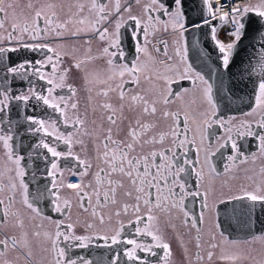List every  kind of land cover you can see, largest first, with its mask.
Segmentation results:
<instances>
[{"label": "snow or ice", "instance_id": "6c2138e0", "mask_svg": "<svg viewBox=\"0 0 264 264\" xmlns=\"http://www.w3.org/2000/svg\"><path fill=\"white\" fill-rule=\"evenodd\" d=\"M141 0H135L136 4H140ZM202 4L206 7L207 15L202 14L196 18H189L185 11V0H148L143 5V12L146 20L131 14V4H127L122 8L121 0H87V3L77 0L75 4L76 11L71 13L67 19H62L58 12V5L55 2L44 3H29L28 8L31 9V15L25 18L23 22L15 19L14 4L0 0V30H3L6 35L0 34V68L3 69V81H0L4 86L0 87V142H2L6 155L9 161L15 164V182L12 178L6 185H0V192L4 188L8 189L9 195L5 198H0V226L7 224L8 218L18 217V213L12 211L15 203L16 193L19 190L22 196V203L31 210L36 217H42L49 220L55 226L54 233H44V237L50 242V250L54 254V264H93L91 259L84 256L73 258L70 252L73 248L87 249L94 241H102L104 247L110 249L113 246L130 245V248L122 250L123 256L129 262L139 261V264H150V262L139 256L138 252L147 253L152 257H158L157 264H170L172 250L170 243L165 239L164 235L155 226L156 216L155 210H163L170 212L177 210L183 213L184 223L191 227L197 228V220H189L190 213L186 208L185 200L187 197H202L203 206L207 207L209 190L203 193L200 191H191L188 185V177L191 175L190 168H195L194 162L187 158V145L194 144L195 138H189V120L190 115L187 111L183 113L181 119L180 111H169L167 107L158 109L157 104L162 103L170 105L173 99H182V95L187 94V90L182 95H178L171 89L173 82L168 77H163L165 81L164 89L161 92L160 100H148L140 94L128 95V84L139 83V73L144 71L145 65L139 60L138 54H148V36L150 32L155 31L157 24H162L167 30L171 26L174 32H178L179 39L175 42L174 49L175 57L179 58V63L184 65L183 71H177L183 79L192 80L193 86L199 90L202 102L209 106V111H205L200 115L204 117L202 123H197L196 119H192V123H197V130L211 127L216 121L212 117L216 116L217 101L214 99L213 84L209 83L205 76L200 72L195 71L188 60V46L185 39V33L189 31H200L204 26L210 28L207 35L214 48L218 52L217 60L220 72L218 79L220 80V90L227 89L229 93L234 88L239 89L241 85L247 87V83L243 79L233 81V77L242 76V72H233V68L243 64L240 59L238 45L242 38L253 30V25L259 23V27L255 29L258 32L259 38L255 42L259 44L262 50L260 59L257 65H252L249 61V68L245 69L249 73L248 80L253 83L254 106L251 111L245 113L246 116H251L257 112L261 114V118L257 121V126L264 129V0H260L255 5H244L243 7L236 3V0H202ZM9 9H13L14 22L11 24V30L5 29V23L8 18ZM85 12L87 14H85ZM128 13L127 20L123 18V14ZM155 14V15H154ZM249 14H254L259 18V21L252 18ZM167 17V19H162ZM113 18L114 31L109 32L108 27L103 25L112 24ZM219 19L222 22H230L231 29L225 36H231V42H224L219 39L217 27L212 24V20ZM133 22L132 39L135 40L133 46V59H126V50L121 48V28L127 23ZM87 26L78 27V26ZM139 30V31H138ZM90 32L101 41H107V46L102 49V56L108 57L107 79L101 83L107 87L100 91L98 95L105 98L109 96V92H117L120 100L119 106L105 102L100 107L107 113L106 119L110 125L100 140V146H97V171L95 172V184H84L80 182H69L67 184L57 182L59 170L57 161L60 158L72 157L80 168V176L88 174L92 168L91 162L81 159L78 155L72 152L74 143L72 133L64 134L59 132L57 121L45 120L35 115L25 117L29 127L26 132L39 133L43 131L46 136L54 137L56 141H62L68 148L67 152L58 151L57 147L51 142L40 140L34 145L36 148H43L51 155L53 159L51 163V171L47 173L52 177L51 187H45L43 191L38 192L36 197L30 199L29 186L25 182L26 175L24 167L21 166L23 156L16 154L14 149L15 138L19 135L18 131L14 130L13 121L8 115L12 110L13 102H20L24 106L29 104V101H35L32 105L33 112L38 107L47 106L55 112L60 113L64 117L63 123L73 126L84 124L79 116L71 118L67 115V109L75 111L78 107L76 102L68 103L75 95V88L66 82L69 69H65L63 73L57 72V64L61 63V52L58 50L62 45L56 48L49 43H42L49 38H62L65 34L72 37H78L81 33ZM143 34V42L139 40L140 34ZM165 43L163 55L169 60L173 59L168 56V46ZM21 50L31 52L46 51L53 53L47 55L45 59H19L14 58L12 54L19 53ZM160 50L157 49V52ZM97 57L89 56V61ZM55 59L56 63H53ZM118 61H124L118 63ZM85 61L77 60L74 67L80 69ZM51 65L52 76H49L43 71L45 67ZM31 68L32 75L40 80L46 81L49 87L47 95L32 85L28 81L29 87L26 91L19 93L13 92L12 84L8 79V74L12 75L13 80L17 77L20 80H27ZM129 79H125V75ZM253 74L258 79L253 80ZM58 76V80L56 77ZM225 76L229 79V84H224ZM113 82V83H109ZM57 88H67L70 92L68 100L63 96H55L54 92ZM127 105L130 111H136L137 116L129 122L125 135L121 138L119 133L118 121L124 119V108ZM159 112V118L163 121H171L167 130L158 129L156 122H144V119L155 118ZM35 126V127H33ZM221 126L225 123L221 121ZM245 132H238V135L255 136L259 140V151L264 154V135L253 132L252 124L242 122ZM114 128L117 132L114 136ZM229 131H231L229 129ZM87 134V133H86ZM169 146H165L169 141ZM203 139V137H202ZM231 141V150L237 155H229L228 160L233 163L242 155L240 146L236 143L231 135L227 137ZM83 144L82 140L75 141ZM151 145L152 149L145 151L144 146ZM159 145V149L155 146ZM224 145H221L223 147ZM139 149V151H138ZM184 149L182 153L180 150ZM214 155V153L212 154ZM47 160V157H45ZM241 163L244 160H240ZM205 163L210 164V158L205 156ZM102 165V166H101ZM228 166H225V171H228ZM215 172V168H211ZM264 171V170H262ZM77 173L74 171L73 175ZM195 175L203 179L202 170L196 171ZM68 188L74 190V195L77 197L79 207L84 212L89 211L91 207V222H85V230L88 234H76L75 225L72 222L65 224L63 219L53 220L49 216H44L40 207L37 206V201L44 196L45 193L49 196V203L52 205V210L61 216H67L72 208V202L68 199H61L60 189ZM87 189H91L88 191ZM123 190V195L127 200L121 202L118 200V195ZM132 201L129 203L128 201ZM220 204H225L226 201H248L244 205L249 215L256 211V206L259 205L260 211L264 212V185H257L254 189L241 187L237 191H229L223 193L221 197H216ZM112 206H118L114 212L105 214L106 209ZM131 217L128 220V227L133 229L134 237H150V242L138 241L136 238H124L126 225L117 221L118 227L112 228L110 231L103 230V226L111 223L112 216L120 217L121 215ZM203 215L201 214V220ZM16 226L23 228V221L17 219ZM95 230V231H91ZM199 232V228H197ZM33 236L40 237V232H34ZM199 240V237H197ZM63 244V246H61ZM100 246V245H97ZM199 247V243L197 244ZM216 247V245H211ZM28 249L24 252L25 259L30 261L33 253L29 248L28 234L24 233L22 239H18L16 235H4L0 239V264H10L6 259V253L10 250ZM156 249H161L163 254L158 255ZM121 251L114 250L111 264H118ZM212 252L208 253V258L211 259ZM197 255V259H201ZM224 259H235L233 256L222 257Z\"/></svg>", "mask_w": 264, "mask_h": 264}, {"label": "flooded vegetation", "instance_id": "af4514ba", "mask_svg": "<svg viewBox=\"0 0 264 264\" xmlns=\"http://www.w3.org/2000/svg\"><path fill=\"white\" fill-rule=\"evenodd\" d=\"M11 1L12 0H10V2ZM24 1L28 2L29 0H18L21 8L25 10V13L20 11L18 7H14L15 19L19 22H23L25 18L30 17L29 11H31V9L26 6ZM34 1L36 2V4L39 3V0H33V2ZM40 1L44 3V1L47 0ZM49 1L55 2L58 7H62V3H58V0ZM6 2H8V0H6ZM81 2L87 3V0H81ZM114 2L115 0H112L113 4ZM147 2L148 0H141L140 4H136L135 0H121V5L123 8L127 4H131V14L146 20V16L143 12V5ZM69 11L75 12L76 9L74 7V9H70ZM85 14L87 13L85 12ZM128 15V13H124L123 18L127 20ZM13 22V9H9L8 18L5 23V29L10 31L11 24ZM114 22L115 18H113L112 24H106L103 26L108 27L109 32L111 33L114 31ZM133 26L134 25L132 21H127V23L123 27H129L130 31L132 32ZM78 27L86 28L87 26L85 25ZM155 32L160 35L157 36L154 31H152L148 36V40L150 41L148 46H151L152 50L148 51V54H138L139 60L146 66L144 71L139 73V83L126 85L128 89V95L138 93L150 101L160 100L161 92L165 86L163 77L166 76L172 81L182 80L183 78H181L176 73L177 71L182 72L184 68V65L179 63L178 57H175L174 50L168 52V56L173 58L171 60H169L168 57L164 56L162 51L155 52V47H157L156 39L158 37L167 35L173 36V34L175 33L174 31H172L171 26H169L168 29L165 30L162 24H157ZM0 34L6 35L3 30H0ZM143 39V34L141 33L139 36V40L143 42ZM132 41L135 42V40L133 39ZM40 42L49 43L54 48H56L58 45H62V47L58 49L61 52L62 62L57 64V72L63 73L65 69H69L66 82L71 84L76 91L71 100H68V97L71 94L67 88H57L54 92V95L57 97H65V99L68 100L69 104H71L72 102H76L78 105L77 109L75 111L71 110L70 108L67 109V115L71 118L79 116L82 120H84V124L82 126H73L71 123L65 125L63 123L64 117L61 116L60 113L55 112L51 108H46V106L43 105L38 107L37 110H42L40 111L42 114L41 118L45 120L57 121V128L59 132L64 134L72 133L74 139L72 152L75 155H78L81 159L87 160L92 164V168L88 171V174L80 176L79 171H81L82 168L78 166L77 162L73 160L72 157L60 158L57 163L62 175L58 173L57 182H63L67 184L69 182L82 181L86 185L89 183L95 184L94 174L97 171V146L99 145L102 150L100 140L103 138L106 129L110 126L106 119L107 113L100 107V105L105 102H109L118 107L121 103L117 92H109V96L107 98L98 95L100 91L104 90L107 87V85L101 83V81L107 79V76L109 75V66L107 65L108 57L101 55L102 49L107 46V41H101L92 33L85 32L81 33V35L78 37H72L71 35L66 33L62 38H49L46 41ZM126 53V59L132 60L133 50H131L130 52L126 51ZM48 55H53V53H48ZM89 56L97 58L89 61L87 59ZM161 56L167 59V63L163 62ZM45 58L46 57L42 59ZM77 60L85 61L80 69L74 67ZM123 62L124 61H118V63ZM53 63H56L55 59L53 60ZM43 71L49 76H52L51 65L45 67ZM3 75L4 73L0 72V81H3ZM56 79L58 80V76L56 77ZM125 79H129L127 74L125 75ZM188 80L191 83V87L183 88L179 93H177L178 95H182L185 93V90H187V94L182 95V99H173L172 103L167 106L163 105L162 103H158L157 107L158 109L167 107L169 111H180L181 119L183 118V113L185 111L189 113L190 131L188 135L190 139L193 137L195 138V143L187 145L186 156L188 159L194 162L198 161V163L195 164V168L189 169L191 175L188 177V180H192V185L190 183L192 191L198 190L203 193L205 190H209V196L207 200V207L203 206L201 197L189 196L195 200L194 203L185 201L186 207H188L187 205H189L190 208H194V210L196 211V213H194L195 216H189V220H197V228H199V232L197 231V228L191 227V223L185 225L183 213L177 210H171L170 212L163 210L154 211V215L157 218L155 221V226L160 230V233L164 235L165 239L171 245L172 256L170 258V264H264V232L248 238V240L242 242L230 240L226 235L223 234L220 225H218L219 214L216 215L215 213L216 207L214 208L213 215L209 203L212 200L215 201L216 197H221L223 193H227L230 190L237 191L241 187L247 188L250 184L252 185L253 189L256 187L254 182H247L245 176H243L244 174L241 172L242 169L239 168L240 166L251 161V159L238 158L234 163L227 160L225 166H228L229 170L225 171L224 168H220V173L211 171V168H213L211 161L210 164L205 163L206 155H208L211 159L212 154L219 150L221 148V145H225L227 142L231 143V141L227 140V137L229 135L233 137L234 135H237L238 132L246 131L243 127H241L242 122L251 123L255 127H258L256 122L260 120L261 114L257 112L251 116H246L245 114L241 116L225 115L224 119L220 117L221 115L219 114V116L216 112V116L212 117V119L216 122L212 123L211 126L214 124L220 126L221 133L214 138L215 141L213 145H209L207 142V129L209 127L202 128L200 131L197 130V123H202V120L204 119V117H202L200 114L205 111H209V106H206L204 103H200L201 94L199 90L193 86L192 80ZM31 82L37 91H40L43 94L47 95V88L49 87V85H47L46 81L37 78L36 80H32ZM3 86L4 85L0 83V87ZM28 87L29 83H27L26 85L20 84L16 86V89L13 88V92L19 93L21 91H26ZM29 103L35 104V101H29ZM20 104V102H13L12 109L17 108ZM15 112H18V115L20 114V111L14 109L11 111V115L18 116L15 114ZM123 116L124 119L122 121H118L120 129L119 135L121 138L125 135L129 122L132 121L134 123L137 112L130 111L126 105L124 108ZM193 118L196 119L197 123L191 122ZM221 121L225 123V126H221ZM144 122H156L158 124V129L163 130H167L168 125L171 123V121L161 120L159 118V112L157 114V117H146L144 119ZM13 127L14 130L17 129L14 122ZM229 129L231 131H229ZM262 130L264 131V129ZM116 132L117 129L114 128V136ZM38 135L40 136L39 140L51 142L57 147L58 151L67 152L68 148L62 141H56L54 137L46 136L43 131L39 132ZM170 139L171 138H169V141L166 142L165 146H169ZM79 140H82L83 144L75 142ZM38 143L39 142L36 141L35 145ZM17 145L21 144L19 143V141L16 142L15 140L14 149ZM152 147L153 146L151 145H145L144 150L148 151L152 149ZM159 147V145L155 146L156 149H159ZM181 150L183 153L184 149ZM44 151L47 152L45 149ZM257 151H259V148ZM15 152L16 154H18L17 151ZM192 153L193 156L191 155ZM47 154L50 155L49 153ZM231 155L235 156L237 154L234 152ZM257 159H260L261 167L259 169L262 168L264 170V154H261L259 151L253 161ZM27 160H29V158L21 161V166L24 167V169ZM240 160H244V162L241 163ZM47 167L51 168V163H49ZM200 170H202L203 173L202 180L195 175L196 171ZM74 171L77 173L76 175H73ZM10 178L15 181V164L8 160L6 150L4 149L2 142H0V185H6L9 182ZM259 179L261 181H264V171L260 170ZM24 180H26L25 177ZM15 182L18 183V181ZM87 190L91 191V189ZM7 195H9V192L5 187L3 192H0V198H5ZM60 196L62 200L68 199L72 202L70 213L67 216H61L60 214L54 212L52 210V205L49 204L47 206V211L43 213V215L49 216L53 220L63 219L65 224L72 222L75 225L76 234H88L85 230L84 225L86 221L91 222V207H89L88 212H84L83 209L79 207L78 199L74 195V190L72 189L61 188ZM118 200L121 202L127 200V197L123 195V190H121L120 194L118 195ZM128 202L131 203L132 201L129 200ZM216 203L219 202H217L216 200ZM117 207L118 206H112L110 209H106L105 214L107 215L109 212H114ZM12 211L17 212L18 217L14 218L10 215L7 224L0 226V239H3L5 234L16 235L18 239H22L23 234L27 233L29 248L32 251L33 256L30 261L26 260L24 252H26L28 249L21 248L8 251L5 258L10 261V264H54V254L50 250V242L47 241L44 237V233L55 232L54 224L49 220L43 219L42 217H36L34 213H32L31 210L22 203V196L19 190L16 193L15 203L13 205ZM201 214L203 215L202 220ZM130 218H133L131 217V214H129L128 216L122 214L120 217H116L115 215H113L111 223H106L103 226V230L110 231L112 228L118 227L119 225L117 221H120L126 225L124 238H136L138 241L150 242V237L133 236V229L127 226L128 220ZM17 219L23 221V228H18L16 226ZM37 231L41 233L40 237L33 236V233ZM197 237H199V240H197ZM198 243L199 247H197ZM211 245H216V247L213 248L211 247ZM61 246H63V244ZM130 247V245L121 244L119 246H113V248L110 249L108 247H104L102 241H94L87 249L73 248L70 252V255L73 258H76L77 256H84L88 259H91L93 261V264H111L114 250H120L121 255L118 264H123L122 261H129L125 256H123L122 250ZM156 251L158 255L163 254L161 249H156ZM209 252H212L211 259L208 258ZM138 255L147 259L150 264H157L158 257H152L143 252H138ZM197 255L202 258L197 259ZM225 256H233L235 257V259L222 258ZM134 263L139 264V261H136Z\"/></svg>", "mask_w": 264, "mask_h": 264}, {"label": "bare ground", "instance_id": "6f19581e", "mask_svg": "<svg viewBox=\"0 0 264 264\" xmlns=\"http://www.w3.org/2000/svg\"><path fill=\"white\" fill-rule=\"evenodd\" d=\"M258 0H236V3L240 4L242 7L244 5H250ZM170 2V0H169ZM207 15L206 7L202 4V0H185V11L186 15L189 18H196L199 17L202 14ZM254 19H259L255 17L254 14H249ZM162 19H167V17H162ZM212 24L217 27L218 37L220 40L224 42H231L232 37L231 36H225L226 33H228L231 29V23L230 22H222L219 19L212 20ZM253 27L256 29L259 26L253 25ZM173 31V30H172ZM210 32V28L206 25L204 26L200 31H196V37H195V45L194 47L191 46V50L188 49V60L187 63L191 64L193 69L195 71L200 72L202 75L205 76V79L209 80L211 82L212 79L218 77V73L220 72L219 66H218V52L214 48L210 38L205 35ZM154 33L159 36L160 34ZM121 39L122 44L121 48L125 49L127 52H130L133 50V46L135 42L132 41V32L130 31L129 27H123L121 29ZM249 33L245 35L242 40L244 41L248 37ZM179 36L177 32L173 34V36H162L158 37L156 39V43L160 42L162 44H159L157 47H155L157 52V49H159V52H163L162 49L165 48V43L167 42L168 46V52H171L175 49L173 47L175 44H171V41H175V39ZM249 39V38H248ZM170 41V42H169ZM251 42V41H250ZM173 45V46H172ZM188 46V42H187ZM251 49L246 50L245 52H239L240 59L243 60V64H240L239 67H237L236 72H242V76H236L233 78V81L237 79H243L245 83H247V87H244L243 85L240 86L239 89L234 88L231 93L227 91V89L222 90V96H223V102H229L231 101L234 103V105L230 106L231 108L225 112V110L220 109L217 107V114L225 119V115L227 116H241L251 110V108L254 106L255 100H254V93H253V83L248 80L249 73L247 71H244L245 69L249 68V61H251L252 65H257L258 61L255 59V56L251 54V52H259L262 53V50L255 45H250ZM174 48V49H173ZM158 54V53H156ZM160 54V53H159ZM14 58L19 59H42L48 55L46 51H37V52H31V51H25L21 50L19 53L12 54ZM162 57V56H161ZM163 62L167 63V59L162 57ZM179 61V58H178ZM0 72L3 73V69L0 68ZM38 77L32 75L31 68H29V74L27 80H20L18 77L13 80L12 75L8 74V79L12 84V88L16 89V86L20 84H27L28 81L36 80ZM258 77L253 74V80H257ZM191 81V80H190ZM193 84V83H192ZM229 82H226L225 85H228ZM191 83L189 80H176L173 81L171 84V89L175 93H179L183 88H190ZM229 99V100H227ZM200 103H204L201 100L200 97ZM206 106L207 104L204 103ZM32 105L29 103L27 106H24L22 103L17 107L14 108L17 111H20V114L18 115V112H15L18 116H12L11 111L8 114L11 118V120L15 123V126L18 131L19 135L16 136L15 140L16 142L19 141L21 145L15 146V151L18 152V155L23 156V160H26L29 158V160L25 163V169H26V175H25V181L29 186V192H30V199H33L36 197L38 192L43 191L45 187H48L50 189L51 187V181L52 177L48 176L47 173L51 171V168L47 167L48 164L53 160L50 155L47 154V152L44 151L42 148H36L34 147L36 141L39 140L38 133H32V132H26L25 129L29 127L28 122L25 120L26 116L29 115H35L38 117H42V114L40 111L41 109L33 112ZM42 106V104H41ZM46 108H48L46 106ZM227 113V114H226ZM218 121V119H217ZM35 127V126H33ZM251 130L253 132L259 133L261 135H264V131L259 128L252 125ZM221 133V128L217 124L212 125L207 129V142L209 145H213L215 141V137L218 136ZM233 139L236 141V143L241 148L242 155L239 157L241 159L249 158L251 161L248 163L240 166L241 172L244 174L246 180L248 183L254 182L255 186L257 185H264V181H261L259 179V169L261 167L260 165V159L254 160L256 157V154L259 152L258 145L259 140L255 136H240V135H234ZM182 152V150H180ZM31 152V153H30ZM234 151L231 150V143L227 142L223 147H221L219 150H217L214 155H212L210 161L212 163L213 168L216 169V172L220 173V168H224L225 170V163L228 160V156L233 154ZM193 156V153L191 154ZM47 157V160L45 159ZM36 159V161H35ZM195 180V177H194ZM192 180H188V185L191 189ZM197 186V185H196ZM49 196L47 193L44 194L38 201L37 206L40 207L42 210V213H45L47 211V206L49 203ZM216 199V198H215ZM201 200L203 201L202 197ZM186 202L194 203L195 200L191 197H187ZM218 202V201H217ZM210 207L212 209V214L214 215L213 211L215 208L216 215L219 214V224L221 227V230L224 235H226L230 240L232 241H246L248 238H251L253 236H256L257 234L264 232V212L260 211L259 205L256 206V211L249 215L247 210L245 209L244 205L249 204L248 201H226L225 204H219L215 201H210ZM219 204V205H218ZM217 205V206H216ZM187 210L189 211L191 216H195L194 213L196 211L194 208H190L189 205ZM203 210V208H202ZM112 258V257H111ZM123 264H135L134 262H124Z\"/></svg>", "mask_w": 264, "mask_h": 264}, {"label": "water", "instance_id": "95a60500", "mask_svg": "<svg viewBox=\"0 0 264 264\" xmlns=\"http://www.w3.org/2000/svg\"><path fill=\"white\" fill-rule=\"evenodd\" d=\"M256 20L259 21V19H256ZM256 26H259V23L256 24ZM195 33H196V31L195 32L189 31V32L185 33V39H186V42H188V49H190V50H191V46H193V47L195 45L197 46V44L195 43V37H196ZM254 37L256 39H258L259 38V34H258L257 31H255V28L253 27V30H251L249 32L248 37L244 41L241 40V42L239 43L238 51L239 52H245L246 50L251 49L250 45H252V44L255 45L256 47L260 48L259 44H257L255 42ZM251 54L255 56V59L257 61L260 59L261 53H259V52H257V53L256 52H251ZM236 70H237V68H233V72H236ZM226 82H229V79H228L227 76H225V78H224V84ZM209 83L213 84L214 99L217 101L218 108L223 109L226 112L227 110H229L231 108L230 106L234 105V103H232L231 101L223 102L222 90H220V80L218 79V77L212 79L211 82L209 81ZM227 100H229V99H227Z\"/></svg>", "mask_w": 264, "mask_h": 264}, {"label": "rangeland", "instance_id": "374dc122", "mask_svg": "<svg viewBox=\"0 0 264 264\" xmlns=\"http://www.w3.org/2000/svg\"><path fill=\"white\" fill-rule=\"evenodd\" d=\"M67 1V3H66ZM58 0V3H62V7H58V12H59V15L61 16L62 19H67L68 16L71 14V13H74V11H69L70 9H74L75 7V4L77 3V0ZM8 2H10V0H8ZM13 4H14V7H18L20 9V11H22L23 13H25V10H23L21 8V5L20 3L18 2V0H12L11 1ZM25 2V1H24ZM33 3V4H36V2L33 0H29L28 2H25L26 6H28L29 3ZM44 2H50L49 0L47 1H44ZM254 2V1H253ZM260 2V0H258L257 2L255 1L254 3H252L253 5L255 4H258ZM39 3H43L42 1L39 0ZM60 8V9H59ZM29 15H31V11H29ZM179 39V36L175 39V41H171V44H173L174 42V46L173 47H176V41ZM170 42V41H169ZM159 44H162L160 42H157L156 46H158ZM174 49V48H173ZM152 50V47L151 46H148V51ZM164 50V49H162ZM247 188L249 189H253L252 188V185L250 184Z\"/></svg>", "mask_w": 264, "mask_h": 264}]
</instances>
